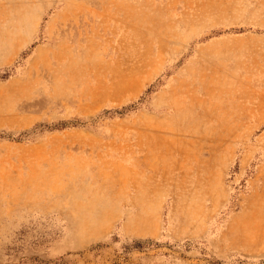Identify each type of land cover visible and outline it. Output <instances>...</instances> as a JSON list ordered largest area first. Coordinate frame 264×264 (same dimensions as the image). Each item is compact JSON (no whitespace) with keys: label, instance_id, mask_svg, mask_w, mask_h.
Returning a JSON list of instances; mask_svg holds the SVG:
<instances>
[{"label":"rangeland","instance_id":"374dc122","mask_svg":"<svg viewBox=\"0 0 264 264\" xmlns=\"http://www.w3.org/2000/svg\"><path fill=\"white\" fill-rule=\"evenodd\" d=\"M0 264H264V0H0Z\"/></svg>","mask_w":264,"mask_h":264},{"label":"bare ground","instance_id":"6f19581e","mask_svg":"<svg viewBox=\"0 0 264 264\" xmlns=\"http://www.w3.org/2000/svg\"><path fill=\"white\" fill-rule=\"evenodd\" d=\"M146 225V224H145ZM148 225V224H147ZM144 226V225H143ZM144 228H146V227H144ZM142 229V228H141Z\"/></svg>","mask_w":264,"mask_h":264}]
</instances>
